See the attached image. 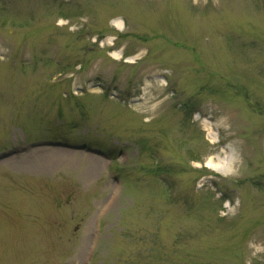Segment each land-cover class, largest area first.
<instances>
[{"label": "rangeland", "instance_id": "obj_1", "mask_svg": "<svg viewBox=\"0 0 264 264\" xmlns=\"http://www.w3.org/2000/svg\"><path fill=\"white\" fill-rule=\"evenodd\" d=\"M0 264H264V0H0Z\"/></svg>", "mask_w": 264, "mask_h": 264}, {"label": "trees", "instance_id": "obj_2", "mask_svg": "<svg viewBox=\"0 0 264 264\" xmlns=\"http://www.w3.org/2000/svg\"><path fill=\"white\" fill-rule=\"evenodd\" d=\"M188 104H185V106H187ZM192 112H191V110H190V108H188L187 110H186V112H185V114L187 115V116H190V114H191Z\"/></svg>", "mask_w": 264, "mask_h": 264}, {"label": "bare ground", "instance_id": "obj_3", "mask_svg": "<svg viewBox=\"0 0 264 264\" xmlns=\"http://www.w3.org/2000/svg\"><path fill=\"white\" fill-rule=\"evenodd\" d=\"M209 167H211V165L207 164Z\"/></svg>", "mask_w": 264, "mask_h": 264}]
</instances>
